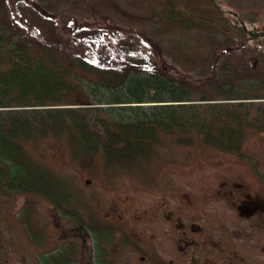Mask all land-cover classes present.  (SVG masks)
Segmentation results:
<instances>
[{
  "label": "trees",
  "instance_id": "1",
  "mask_svg": "<svg viewBox=\"0 0 264 264\" xmlns=\"http://www.w3.org/2000/svg\"><path fill=\"white\" fill-rule=\"evenodd\" d=\"M31 1L34 5L21 8L27 2L20 0L13 9L0 0V193L47 199L58 216L90 232L91 264H118L110 246L122 225L95 208L82 213L66 180L42 166L31 145L62 138L74 160L99 156L105 170L141 164L164 136L184 143L195 134L202 144L240 154L244 128L263 129L264 118L255 116L262 108L251 101L264 98L259 94L264 84L249 79L235 84V77L241 78L232 61L238 43L223 25L227 12L213 0H206L208 7L164 0L147 16L146 29L126 36L114 26L71 29L67 47L62 35L69 33L71 17L87 18L92 9L68 12L69 0ZM206 26L222 40L207 36L189 44L172 62L181 75L171 76L149 62L150 52L160 55L168 47L170 27L185 31L178 36L182 44L191 29ZM38 32L53 44L37 40ZM202 49L211 52L199 63ZM213 85L220 86L221 101L207 94ZM232 100L237 101L226 102ZM29 208L27 202L21 221L30 241L41 246L42 229L30 221ZM76 235L39 254L41 264H79L84 244Z\"/></svg>",
  "mask_w": 264,
  "mask_h": 264
},
{
  "label": "rangeland",
  "instance_id": "2",
  "mask_svg": "<svg viewBox=\"0 0 264 264\" xmlns=\"http://www.w3.org/2000/svg\"><path fill=\"white\" fill-rule=\"evenodd\" d=\"M24 1L27 3L20 4L21 8L34 5L31 0ZM163 1L69 0L70 3L66 4L68 12L85 6L90 7L93 12L87 18L83 17L84 14L71 17L72 20L67 24L70 31L62 35V40L67 44L69 34L73 32L71 29L87 25L101 28L114 26L119 29L121 36H126L130 30L146 29L147 16L159 8ZM178 1L183 7L196 2H203L208 7L206 0ZM214 1L227 12L223 16L226 19L223 25L235 43H238L232 61L236 69L235 75L241 78L235 77V84H241L242 79H249L252 84H264V39L259 42L241 32L237 28V20L231 15V12H236L249 28L264 31V0ZM6 2L16 9L20 0ZM42 30L44 27L40 26V31ZM188 33L185 41L180 44L178 36L185 34V31L170 27L167 32L170 38L168 47L160 55L158 51L150 52L149 62L158 69L164 68L171 76H178L182 73L172 62L181 58L184 49L195 39H199L201 43L202 37L218 36V40H222V36L208 26L191 29ZM37 38L45 45L53 44L50 37L41 35L40 32L37 33ZM70 50L78 51L75 47H70ZM95 52L101 54L99 47ZM210 52L200 50L196 60L201 63V59ZM219 88L220 86L213 85L208 88L212 91L207 89V94L215 102L221 101L217 100L222 95ZM259 94H264V89ZM235 101L237 100L226 102ZM251 102H254V107L258 105L262 108L261 112H255V116L264 118V98ZM253 114L254 111L251 116ZM262 127L261 130L255 127L244 128L240 139V154L243 157L245 155L250 160L264 162V123ZM31 147H35L33 155L42 166L66 180L82 213L87 212L88 207L95 208L103 218L112 217L123 225L110 246L118 264H190L189 258H193L197 264H211V261L215 264H228L229 260L236 264H258L261 259L264 260V253L259 251L264 242L256 243L254 232L242 231L241 222L234 220L237 217L235 212H232L226 201L217 196L220 190L230 187V176H235L234 180L237 182L254 181L248 167L229 155L227 150L202 144L195 134L184 143L164 136L156 141L153 150L141 164L115 170H105L99 156L88 158L84 162L74 160L62 138L39 140ZM27 202L33 214L30 221L38 230L42 229L41 246L30 241L21 221L23 207ZM168 217L171 218L167 219ZM179 221L183 222V233L173 228L174 222ZM194 222L200 225L197 232L190 230V224ZM76 228L68 220L58 216L43 197L27 194L8 196L0 193V246L3 248L0 247V264H41L39 254L48 253L62 245L73 232L74 235L77 234ZM180 236L185 238L187 244H198L194 247L196 251L189 255L179 254L177 245ZM213 238L230 250L238 249L239 258L235 260L232 252H225L227 257L223 258L213 256L214 253L210 250ZM131 243L138 245L139 250L130 247ZM87 244L91 246L89 239ZM248 245L252 250L246 256L240 246ZM81 249L83 252H78L79 264H91L88 263V249L85 246Z\"/></svg>",
  "mask_w": 264,
  "mask_h": 264
},
{
  "label": "flooded vegetation",
  "instance_id": "3",
  "mask_svg": "<svg viewBox=\"0 0 264 264\" xmlns=\"http://www.w3.org/2000/svg\"><path fill=\"white\" fill-rule=\"evenodd\" d=\"M227 153L232 157L237 158L240 162L245 164L246 167H248L254 181L244 180L243 182H237L234 180L235 176H230L231 180H228V184H230V187L220 190L219 193H217V196H219L221 200L226 201V204L232 210V212L233 211L235 212L237 217H235L234 220L236 222L237 221L241 222V226H243L241 230L245 232L246 231L254 232L256 234V239H257L256 243L261 244L262 242H264V162H261L258 159L250 160L245 155L244 158L241 154H237V153H232V152H227ZM213 200L215 201V199ZM162 218L166 220L163 215ZM170 218L171 217H168L167 219ZM104 219H110L113 220L114 222L116 221L112 217H107ZM118 223L120 222L118 221ZM182 227H183V222L181 221L174 222L173 224V228L177 229L179 233H183ZM76 230H77V237L84 244L83 246H85L88 249L89 252L88 263H89L91 262L92 259V255H91L92 253H91V246L87 244V240L89 239L90 244L92 245L91 234L88 230H80L78 228H76ZM190 230L192 232H197L200 230V225L196 222L191 223ZM197 245L198 244L196 243L192 245L187 244L185 238L180 236L178 238L177 252L181 255H189L192 251H196L194 247ZM190 247L192 248L191 250L189 249ZM240 248L242 251H244V254L246 256L248 255L249 250H252V247L249 245L240 246ZM134 249L139 250V246L135 245ZM210 250L211 252L214 253L213 256L219 258L227 257L225 252L234 253L235 260H237V257L239 258L240 256V252L238 249L230 250L227 247L222 246L220 242L216 241L214 238L211 240ZM259 251H262L264 253V244L262 247H260ZM189 262L190 264H197L193 258L191 259L189 258ZM263 263L264 260L261 259L260 263L258 264H263ZM211 264H215V263L211 261ZM228 264H236V263L234 261L231 262L229 260ZM252 264H257V263H252Z\"/></svg>",
  "mask_w": 264,
  "mask_h": 264
},
{
  "label": "water",
  "instance_id": "4",
  "mask_svg": "<svg viewBox=\"0 0 264 264\" xmlns=\"http://www.w3.org/2000/svg\"><path fill=\"white\" fill-rule=\"evenodd\" d=\"M236 15V14H235ZM242 28L246 31V33L253 39H257L260 37H264V32L255 31V30H248L243 21H240Z\"/></svg>",
  "mask_w": 264,
  "mask_h": 264
}]
</instances>
